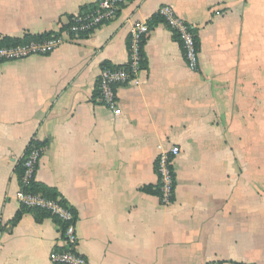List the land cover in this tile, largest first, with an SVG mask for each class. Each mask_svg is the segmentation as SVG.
I'll return each instance as SVG.
<instances>
[{
  "label": "crops",
  "instance_id": "obj_1",
  "mask_svg": "<svg viewBox=\"0 0 264 264\" xmlns=\"http://www.w3.org/2000/svg\"><path fill=\"white\" fill-rule=\"evenodd\" d=\"M98 1L0 0V39L56 33ZM259 3L129 0L50 55L0 63V264H52L66 245L52 218L38 221L18 201L16 169L34 140L44 146L36 182L72 208L88 264H264V134L250 129ZM164 6L196 28L197 72L161 22ZM140 22L151 28L144 70L138 86L118 88L114 116L97 102V80L104 66L127 64ZM174 146L165 206L156 161Z\"/></svg>",
  "mask_w": 264,
  "mask_h": 264
},
{
  "label": "built area",
  "instance_id": "obj_2",
  "mask_svg": "<svg viewBox=\"0 0 264 264\" xmlns=\"http://www.w3.org/2000/svg\"><path fill=\"white\" fill-rule=\"evenodd\" d=\"M129 0H99L94 8L86 13L73 16L66 28L51 34L48 40L31 41L20 45H2L0 39V63L25 60L34 56H47L54 52L66 40L80 38L93 33L101 26L115 20ZM159 15L163 23L170 28L180 43L186 65L193 72L200 68V46L196 28L177 15L171 6L160 9ZM148 23H137L132 28L129 37V60L123 67L104 66L97 80L98 104L113 111L114 116L122 114L119 108L117 90L121 86H138L139 76L144 70V44L150 34ZM36 141V140H34ZM43 148L30 145V151L23 164V176L20 181L18 201L21 207L30 210H42L50 213L67 225L63 232L58 225L61 238L66 244L63 249H55L50 255L52 264H88L86 258L77 251L78 238L76 235V218L72 208L58 197L50 200L42 194L27 192L36 179L38 165ZM178 146L163 153L156 161V171L159 177V197L163 205L168 206L174 202L176 175L174 161L180 155Z\"/></svg>",
  "mask_w": 264,
  "mask_h": 264
},
{
  "label": "trees",
  "instance_id": "obj_3",
  "mask_svg": "<svg viewBox=\"0 0 264 264\" xmlns=\"http://www.w3.org/2000/svg\"><path fill=\"white\" fill-rule=\"evenodd\" d=\"M94 6H92L89 9H86L82 13H86V12L91 11L94 8ZM162 21L163 20H161V22ZM157 22L159 23V20H157ZM50 37H51V34H42V35H26L22 39L3 38L2 41H1V44L2 45H6V46H10V45L25 44V43H28V42H31V41L41 42V41L48 40ZM199 46H200V44H199ZM144 66H145V63H144ZM31 144H33V145H35L36 147H39V148H43L44 147L42 144L38 143L37 141H32ZM30 145H29V147L27 148V150L25 152L24 158H26V156L28 155V152L30 151ZM24 158L18 164V167L16 169L17 174L20 177V181H21V178H22L23 172H24V169H23ZM27 192H31L33 194H42L46 198H48L50 200H56L59 197V194L55 190L49 189V188H47V187H45L43 185L38 184L36 182V179L32 182L31 186L27 189ZM65 203L66 202H64V204ZM21 209H22V212H24V213H32V214H34L36 216V219L38 221H42V220H44L46 218H52L54 220V222L57 225H59V227L61 228V230L63 232L67 228V225L66 224L62 223L58 218L52 217L50 213H47V212H44V211L38 210V209H36V210H30V209H27V208H24V207H21ZM22 212H20L17 215L16 219L14 220V224L13 225H15V224H17L19 222V220L21 219V216L23 214Z\"/></svg>",
  "mask_w": 264,
  "mask_h": 264
},
{
  "label": "rangeland",
  "instance_id": "obj_4",
  "mask_svg": "<svg viewBox=\"0 0 264 264\" xmlns=\"http://www.w3.org/2000/svg\"><path fill=\"white\" fill-rule=\"evenodd\" d=\"M264 12V3L258 4V17L257 24H256V40H257V46L259 50L258 52V60H257V76H258V82L256 84V104H255V111L250 116L252 119V126L250 129H254V131L261 135V131L264 134V18L260 19V11ZM261 78V79H260ZM262 80V81H261ZM245 120V119H244ZM262 134V135H263ZM262 137V136H261ZM264 138V135H263ZM256 143L260 144V141H256ZM262 143H264V139L262 140ZM262 147V152H264V145ZM264 154V153H263ZM256 158L259 157V153L257 154ZM262 158H264V155H262ZM253 170L258 168V164L251 166ZM263 168V167H262ZM264 169V168H263Z\"/></svg>",
  "mask_w": 264,
  "mask_h": 264
}]
</instances>
